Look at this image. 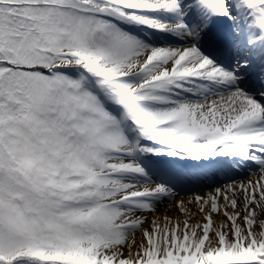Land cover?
<instances>
[{
    "label": "snow or ice",
    "instance_id": "6c2138e0",
    "mask_svg": "<svg viewBox=\"0 0 264 264\" xmlns=\"http://www.w3.org/2000/svg\"><path fill=\"white\" fill-rule=\"evenodd\" d=\"M0 264H264V0H0Z\"/></svg>",
    "mask_w": 264,
    "mask_h": 264
},
{
    "label": "bare ground",
    "instance_id": "6f19581e",
    "mask_svg": "<svg viewBox=\"0 0 264 264\" xmlns=\"http://www.w3.org/2000/svg\"><path fill=\"white\" fill-rule=\"evenodd\" d=\"M255 177H253V179H254ZM178 199H179V197H178ZM165 207H168V205H161V208H160V214H163V210H164V208ZM171 215H175V212L173 211V213H171Z\"/></svg>",
    "mask_w": 264,
    "mask_h": 264
},
{
    "label": "rangeland",
    "instance_id": "374dc122",
    "mask_svg": "<svg viewBox=\"0 0 264 264\" xmlns=\"http://www.w3.org/2000/svg\"><path fill=\"white\" fill-rule=\"evenodd\" d=\"M244 177L243 176H241V177H238V179H243ZM175 216V215H174Z\"/></svg>",
    "mask_w": 264,
    "mask_h": 264
}]
</instances>
